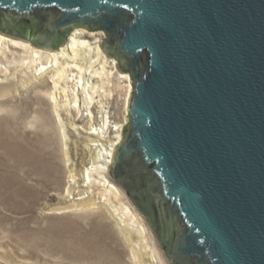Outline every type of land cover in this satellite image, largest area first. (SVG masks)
Instances as JSON below:
<instances>
[{
    "label": "water",
    "instance_id": "95a60500",
    "mask_svg": "<svg viewBox=\"0 0 264 264\" xmlns=\"http://www.w3.org/2000/svg\"><path fill=\"white\" fill-rule=\"evenodd\" d=\"M77 27L133 86L109 174L171 264H264V0H0V31Z\"/></svg>",
    "mask_w": 264,
    "mask_h": 264
},
{
    "label": "rangeland",
    "instance_id": "374dc122",
    "mask_svg": "<svg viewBox=\"0 0 264 264\" xmlns=\"http://www.w3.org/2000/svg\"><path fill=\"white\" fill-rule=\"evenodd\" d=\"M97 35L86 38L92 41ZM21 76L0 83V264L149 263L152 257L146 252L144 260H136L105 208H65L81 200L70 198L66 191L73 166L79 174L94 155L86 146L90 134L82 132L80 137L70 130L73 163L69 164L62 128L48 95L51 84L32 81L28 75L18 79ZM110 87L112 92L102 100L97 96V108L108 104L114 124L124 123L129 87L118 74ZM96 91L101 92V87ZM74 110L63 111L65 119L88 129L92 122L80 119ZM116 134L111 127L106 135L116 140ZM85 188L80 186V192ZM99 190L94 187V198ZM157 247L162 249L160 244Z\"/></svg>",
    "mask_w": 264,
    "mask_h": 264
},
{
    "label": "bare ground",
    "instance_id": "6f19581e",
    "mask_svg": "<svg viewBox=\"0 0 264 264\" xmlns=\"http://www.w3.org/2000/svg\"><path fill=\"white\" fill-rule=\"evenodd\" d=\"M70 34L64 46L51 50L0 31V83H11L14 80L12 76L18 77L20 74L33 77L32 81L46 80L51 84L48 95L62 128L69 164L73 163L69 155L70 130H75L80 137L82 132L90 134L86 146L94 155L91 156L90 164L79 174L73 166L66 191L70 198L81 200L74 201L65 208H105L118 223L122 237L130 246L136 260L141 261L146 252L152 259L149 263L141 264H170L162 249L157 247L159 244L145 218L129 201L124 189L109 174L108 167L112 163L115 147L122 140L123 126L128 123V105L133 89L130 74L119 71L117 60L112 59L103 48V31H90L79 27ZM96 34L97 37L92 41L86 38L87 35ZM114 69H117L120 77L126 81V89L129 87L124 123L119 124L112 122L108 104L105 109L99 108L95 111L93 108L94 105L99 107L96 105L97 100H102L103 95L107 96L112 92L110 85L115 75ZM22 76L18 79H23ZM96 87H101V92L97 93ZM97 96L101 97L97 99ZM73 108L77 117H87L88 122H92L91 125L88 124V129L73 122L69 124L65 119L63 111L70 112ZM97 120L100 121L97 123ZM111 127L117 131L116 140L107 138L106 134ZM79 129L80 131H77ZM80 186L86 188L80 192ZM94 187L100 188L98 198H94ZM150 239L152 245L149 244Z\"/></svg>",
    "mask_w": 264,
    "mask_h": 264
},
{
    "label": "built area",
    "instance_id": "2783aa9c",
    "mask_svg": "<svg viewBox=\"0 0 264 264\" xmlns=\"http://www.w3.org/2000/svg\"><path fill=\"white\" fill-rule=\"evenodd\" d=\"M99 31H100V30H99ZM101 31H103V30H101ZM103 32H104V31H103ZM105 37H106V34H105V32H104V35L102 36V39L105 38ZM110 57H111V56H110ZM111 58L113 59V57H111ZM117 63H118V62H117ZM117 66H118L117 69H118L119 71H121L120 68H119V65H118V64H117ZM117 69H114L115 74H118V70H117ZM129 74H130V73H129ZM118 75H119V74H118ZM119 76H120V75H119ZM125 84H126V81H125ZM96 105H98V103H97ZM93 108H94L95 111H96V109H98L97 106H95V105L93 106ZM112 117H113V116H111V120H112V122H114V119H113ZM79 118L82 119V120H84V121L86 120L85 122L88 121L87 117H84V118H83V117H82V118L79 117ZM99 121H100V120H97V123H98Z\"/></svg>",
    "mask_w": 264,
    "mask_h": 264
}]
</instances>
